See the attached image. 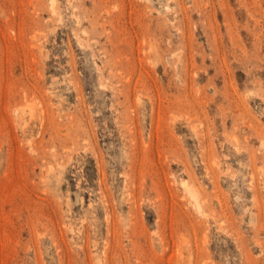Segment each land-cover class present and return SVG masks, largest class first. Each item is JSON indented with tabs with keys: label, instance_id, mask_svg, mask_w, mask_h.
<instances>
[{
	"label": "rangeland",
	"instance_id": "1",
	"mask_svg": "<svg viewBox=\"0 0 264 264\" xmlns=\"http://www.w3.org/2000/svg\"><path fill=\"white\" fill-rule=\"evenodd\" d=\"M0 264H264V0H0Z\"/></svg>",
	"mask_w": 264,
	"mask_h": 264
},
{
	"label": "bare ground",
	"instance_id": "2",
	"mask_svg": "<svg viewBox=\"0 0 264 264\" xmlns=\"http://www.w3.org/2000/svg\"><path fill=\"white\" fill-rule=\"evenodd\" d=\"M262 169H263V167H262ZM198 204V203H197ZM200 207V206H199Z\"/></svg>",
	"mask_w": 264,
	"mask_h": 264
}]
</instances>
